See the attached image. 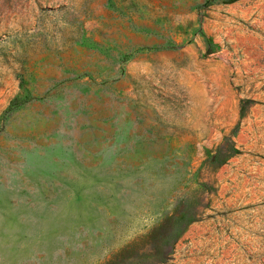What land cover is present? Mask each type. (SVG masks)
<instances>
[{
  "label": "rangeland",
  "instance_id": "obj_1",
  "mask_svg": "<svg viewBox=\"0 0 264 264\" xmlns=\"http://www.w3.org/2000/svg\"><path fill=\"white\" fill-rule=\"evenodd\" d=\"M0 264H264V0H0Z\"/></svg>",
  "mask_w": 264,
  "mask_h": 264
}]
</instances>
